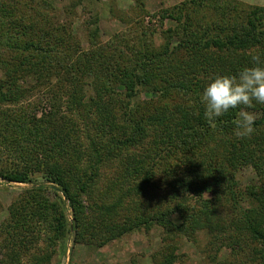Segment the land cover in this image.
Returning <instances> with one entry per match:
<instances>
[{
	"label": "trees",
	"instance_id": "obj_1",
	"mask_svg": "<svg viewBox=\"0 0 264 264\" xmlns=\"http://www.w3.org/2000/svg\"><path fill=\"white\" fill-rule=\"evenodd\" d=\"M86 1L100 2L70 0L63 14ZM43 7L0 0V179L32 185L0 224V264H51L70 238L102 248L153 228L167 245L159 264L201 232L212 264H234L218 261L227 250L264 264V105L241 139L239 109L210 127L199 101L210 78L253 55L264 66V8L185 0L144 25L135 5L104 43L98 15L85 18L83 47ZM243 169L256 184H240Z\"/></svg>",
	"mask_w": 264,
	"mask_h": 264
},
{
	"label": "rangeland",
	"instance_id": "obj_2",
	"mask_svg": "<svg viewBox=\"0 0 264 264\" xmlns=\"http://www.w3.org/2000/svg\"><path fill=\"white\" fill-rule=\"evenodd\" d=\"M70 0H45L50 8L43 7L41 12H49V17L53 23L64 21L73 22L76 38L85 47L87 45L86 31L84 29L85 18L94 14L99 17V37L101 42L109 41L115 34L125 28V24L118 20V16L126 15L125 11H131L132 7H142L146 12H141L139 20L146 25L150 20L149 17L158 15L163 9L170 8L185 0H100V2H84V8L79 6L70 17L63 14V8L69 6ZM246 6L264 8V0H236ZM48 9V10H47ZM112 11L117 14V19L113 16ZM145 13H148L145 14ZM131 14V13H128ZM155 19V18H153ZM167 23V22H166ZM167 25V24H166ZM171 25V23H169ZM44 97V95H42ZM145 98H148L145 95ZM250 112L254 119L259 114L252 109H245ZM13 157V156H12ZM256 174L250 169H243L238 174L239 182L242 186L247 184H256ZM32 185L8 183L0 179V224L8 217L7 209L18 193L30 188ZM69 213V212H68ZM169 241H167V244ZM176 256L178 260L174 264H212L213 254L208 245V239L204 232L196 235V242H190L186 239H178L176 242ZM166 245L163 231L158 228L140 233H134L122 237L102 248L93 246H73L71 238L66 243V252L64 257L57 255L51 264H159ZM229 250L223 251L218 256L221 261L229 260V263L237 264L239 257H230Z\"/></svg>",
	"mask_w": 264,
	"mask_h": 264
},
{
	"label": "clouds",
	"instance_id": "obj_3",
	"mask_svg": "<svg viewBox=\"0 0 264 264\" xmlns=\"http://www.w3.org/2000/svg\"><path fill=\"white\" fill-rule=\"evenodd\" d=\"M253 66L244 67L234 75H216L209 79L199 94L203 115L210 127L231 110L239 109L233 135L247 138L254 132V116L245 111L264 105V66L260 58L251 57Z\"/></svg>",
	"mask_w": 264,
	"mask_h": 264
}]
</instances>
